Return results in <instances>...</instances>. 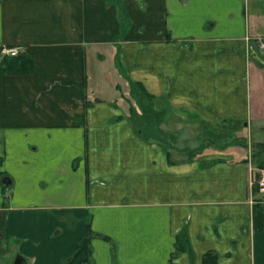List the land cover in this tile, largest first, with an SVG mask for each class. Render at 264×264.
<instances>
[{"label":"crops","instance_id":"1","mask_svg":"<svg viewBox=\"0 0 264 264\" xmlns=\"http://www.w3.org/2000/svg\"><path fill=\"white\" fill-rule=\"evenodd\" d=\"M259 38L264 0H0V264H264L247 152L190 149L264 129Z\"/></svg>","mask_w":264,"mask_h":264},{"label":"rangeland","instance_id":"2","mask_svg":"<svg viewBox=\"0 0 264 264\" xmlns=\"http://www.w3.org/2000/svg\"><path fill=\"white\" fill-rule=\"evenodd\" d=\"M104 78V77H103ZM102 78V79H103ZM104 82V81H102ZM105 85V84H104ZM113 89V87H110ZM127 86L122 83L120 87L121 96H120V103L123 106V108L128 109L130 112L129 116L132 118V121L134 122V125L139 129L141 127L142 133H144V122H146L145 118L149 117L147 121H151L152 127L150 130L157 133H166L168 135H172L174 139H179L181 135H183V132L177 131L176 123L172 121L170 125L163 124L162 120L164 118V115H162L161 111H158L157 109L160 107L155 106L151 99L145 94L144 89L141 85H137L136 83L132 84L130 86V89H126ZM92 90L94 93H96L98 96L101 94L104 97L107 96V93H102V90L99 88H95L92 85ZM105 91V90H104ZM112 91V90H111ZM114 92V91H113ZM156 110V111H155ZM168 123V121H166ZM172 127H175L174 130H171ZM201 128V127H200ZM199 129V126H198ZM204 129H200L198 131L192 132L195 136H198V138L195 139H202L206 135L205 133H211L212 136H205L207 138H204L202 143L195 145L194 147H191L190 149L194 148V150H200L201 146H205L204 142L207 140L209 141L208 148L213 149L216 148L217 152L220 153L224 148L217 146L215 147L216 143L221 142L222 140H227L230 142L229 147L227 146L228 143L225 145V149H229L232 151H238L242 152L245 151L248 154V160H250V169H252V172H257L258 170L264 168V166H260V164L264 165V145H261V143H264V129L262 130H252L249 132L246 131L245 133H239L234 134L233 136H221L216 135L213 131H207L204 132ZM231 141H230V140ZM207 147H204L205 149ZM251 172V171H250ZM254 178L250 176V182L253 184ZM257 186L256 184H253Z\"/></svg>","mask_w":264,"mask_h":264},{"label":"trees","instance_id":"3","mask_svg":"<svg viewBox=\"0 0 264 264\" xmlns=\"http://www.w3.org/2000/svg\"><path fill=\"white\" fill-rule=\"evenodd\" d=\"M17 60V59H16ZM31 64V59L27 56H23L21 60H17V62L13 65L15 66H29ZM27 70V69H25ZM261 145H264V143H261ZM260 166H264L260 164ZM255 190H257V186H254ZM254 219L257 221H263L264 220V210H262L260 213H256L254 215ZM256 221V222H257ZM89 236H86L82 238L78 245H77V250L75 255L71 258V261H74L72 264H80L83 261H87L88 258L90 257V247H89V241H88Z\"/></svg>","mask_w":264,"mask_h":264},{"label":"built area","instance_id":"4","mask_svg":"<svg viewBox=\"0 0 264 264\" xmlns=\"http://www.w3.org/2000/svg\"><path fill=\"white\" fill-rule=\"evenodd\" d=\"M258 47L261 52H264V38H259L258 39ZM20 53V48L18 46L15 47H8V48H2L1 49V54L5 56H16ZM251 171V176L254 178L253 183L258 186L259 191L264 194V168L258 170L257 172H252Z\"/></svg>","mask_w":264,"mask_h":264},{"label":"water","instance_id":"5","mask_svg":"<svg viewBox=\"0 0 264 264\" xmlns=\"http://www.w3.org/2000/svg\"><path fill=\"white\" fill-rule=\"evenodd\" d=\"M14 263L15 264H24L25 263V260H24V258L21 255H17L14 258Z\"/></svg>","mask_w":264,"mask_h":264}]
</instances>
